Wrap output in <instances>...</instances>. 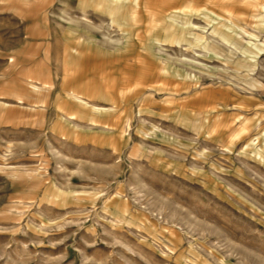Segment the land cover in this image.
<instances>
[{
    "label": "rangeland",
    "instance_id": "rangeland-1",
    "mask_svg": "<svg viewBox=\"0 0 264 264\" xmlns=\"http://www.w3.org/2000/svg\"><path fill=\"white\" fill-rule=\"evenodd\" d=\"M142 1L0 0V264H264V0ZM126 47L163 90L113 134Z\"/></svg>",
    "mask_w": 264,
    "mask_h": 264
},
{
    "label": "crops",
    "instance_id": "crops-1",
    "mask_svg": "<svg viewBox=\"0 0 264 264\" xmlns=\"http://www.w3.org/2000/svg\"><path fill=\"white\" fill-rule=\"evenodd\" d=\"M141 9L146 10L148 13V1L147 0H143L140 5L136 4L135 7L132 6L130 8V11L134 10L133 12L135 14H138L139 10ZM103 12L104 14L108 16L116 18L120 25H125V21L123 19L118 18L119 12L116 16L115 15L112 16V13L110 10H105ZM122 12L124 14L126 13L130 14V12H127L125 8L123 9ZM139 27L142 28V25H140ZM135 45L137 46V44ZM131 46L133 47V45ZM123 49H124L122 50L123 54H121L119 57H116L117 61H120V66L117 67V69H122L124 71V74L122 78L119 80V83H117L116 85L115 84L112 85L107 91L99 87H97L94 90L89 89L88 94H87L89 98H92L96 102L104 101V100H101L99 97H94V94L104 93V95L107 96L108 101H105V102H108L110 104V110L106 112L105 110L98 109V112L101 113V115L96 118L93 117L92 122L96 125L105 126L106 128L110 129L113 132V134H120V133L125 132L122 128L124 120L129 117L128 114L133 106L132 102L136 100L138 95L145 93L148 88L150 89L152 87L153 83H155V86H153L154 88L152 89L159 90V91L163 90L161 89L162 88L161 86H157L159 82L157 78L158 75H156V78H157L156 82H152L149 79V77H153L154 75H152L151 73L152 69H150V67H147V65L145 66V64L147 63L146 60H148L147 59L148 57L145 55H142L141 53L134 54L133 49L131 47L130 48L126 47ZM137 50H139V48ZM124 59L128 61L135 60L139 64L142 63L144 65L139 67L137 63L133 65L130 63H127L125 66L124 65L121 66V61ZM138 71H140V73L143 74V76H136ZM117 92L121 95V98L119 100L120 102L118 106H115L114 101L116 100L115 95L117 94ZM69 95L79 98L78 97L79 93H76V92H70ZM81 96H84V94L80 92L81 103L88 105V103L84 102ZM227 101H228V94L225 92L205 91L201 93L200 95H198L197 98L191 100L188 107L190 108L191 105L193 104L196 105L197 107L195 106H194L195 108L192 107L193 109H190L187 112V115L191 118L196 113H200L201 115L213 114L219 111V109L224 108L222 104ZM204 104L206 105L204 106ZM93 108L96 109L95 106ZM210 119H211L210 123H212V127L215 124H217L215 118L210 117Z\"/></svg>",
    "mask_w": 264,
    "mask_h": 264
}]
</instances>
